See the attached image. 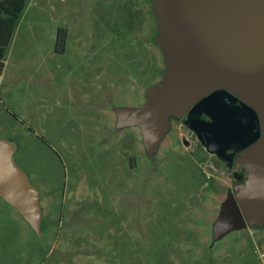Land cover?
Wrapping results in <instances>:
<instances>
[{
  "label": "rangeland",
  "instance_id": "1",
  "mask_svg": "<svg viewBox=\"0 0 264 264\" xmlns=\"http://www.w3.org/2000/svg\"><path fill=\"white\" fill-rule=\"evenodd\" d=\"M132 1L143 19L128 38ZM150 11L147 0L28 1L0 75V140L41 217L37 232L0 196V264H264V226L213 241L236 183L204 172L177 117L154 164L140 129L115 125V110L144 105L164 74Z\"/></svg>",
  "mask_w": 264,
  "mask_h": 264
},
{
  "label": "water",
  "instance_id": "2",
  "mask_svg": "<svg viewBox=\"0 0 264 264\" xmlns=\"http://www.w3.org/2000/svg\"><path fill=\"white\" fill-rule=\"evenodd\" d=\"M150 1L164 75L148 87L144 105L115 110L117 128L138 127L152 158L169 118L183 117L207 153L247 172L221 208L213 241L264 226V0ZM14 150L0 140V196L38 232L39 195Z\"/></svg>",
  "mask_w": 264,
  "mask_h": 264
},
{
  "label": "flooded vegetation",
  "instance_id": "3",
  "mask_svg": "<svg viewBox=\"0 0 264 264\" xmlns=\"http://www.w3.org/2000/svg\"><path fill=\"white\" fill-rule=\"evenodd\" d=\"M132 2H133V6H131L132 10L130 11V14H131L130 19L127 22V31H128L127 37L128 38H134L132 36H129L128 34H130V35H135V34L137 35L138 34V33H135L137 31V30H135V27H138L139 24L142 23V19H143V18H141V16H142L141 10H138V3H136L135 1H132ZM147 3H149L151 5L150 13H151V16L153 17L156 25H157V18L153 13V4L150 0H147ZM131 29L132 30L134 29L135 32H131ZM67 34L68 33L65 30H60L58 32L57 43H56V51L57 52L63 53L65 51V43L68 39ZM156 35H157V33H155V35L152 37V39L150 38V36H148V42H153V44H154ZM115 116H116L115 125L117 127V115H116V113H115ZM202 118L206 119L205 117H202ZM178 120H179V123L185 129V134H182L180 137H178L180 139V143L182 144L183 148L186 150L189 148L190 149L193 148L192 145L194 143H196L194 150H192L189 153H196L200 157V161L204 165V172L205 173H206L205 168L209 164L212 166V172L213 173H218L221 170L230 180L234 181L236 184L242 183L246 179L247 172L245 169H243V168L235 169L234 163H232V165L230 166V164H227V163L221 161L215 154L207 153L204 150V148L200 145L199 141L197 140L196 135L194 133H192L188 128H186L183 125V117L178 118ZM239 153H237L235 155L234 160L239 155ZM151 160H152V163L154 164V162H157V156L154 155V157ZM214 184L215 183H214L213 179H210V177H207V175H206V182L203 184V186L209 187L210 185L213 186Z\"/></svg>",
  "mask_w": 264,
  "mask_h": 264
},
{
  "label": "trees",
  "instance_id": "4",
  "mask_svg": "<svg viewBox=\"0 0 264 264\" xmlns=\"http://www.w3.org/2000/svg\"><path fill=\"white\" fill-rule=\"evenodd\" d=\"M28 1L0 0V75L4 69L7 49Z\"/></svg>",
  "mask_w": 264,
  "mask_h": 264
}]
</instances>
